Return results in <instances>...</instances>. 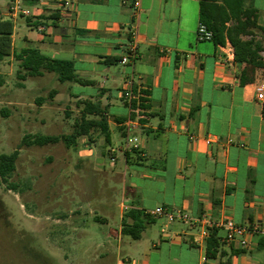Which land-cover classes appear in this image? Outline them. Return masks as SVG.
Instances as JSON below:
<instances>
[{
    "label": "crops",
    "instance_id": "crops-1",
    "mask_svg": "<svg viewBox=\"0 0 264 264\" xmlns=\"http://www.w3.org/2000/svg\"><path fill=\"white\" fill-rule=\"evenodd\" d=\"M133 1L24 0L30 17L0 15L27 20L31 32L25 36L16 35L14 24L17 49L32 47L50 58L71 60L89 83L70 82L78 89L72 92L71 85L64 93L66 101L79 102L81 117L82 102L95 104L98 112L86 113L87 119L107 125L83 136L82 142H96L80 146L79 154L97 160L110 156L123 179L115 222L120 230L108 225L109 236L121 242L115 248L117 264H264L263 232L250 237V249H242L223 242L224 231L218 229V253L210 259V232L201 234L203 228L210 231L207 224L189 227L147 214L164 207L211 222L231 217L264 231V102L256 92L264 83V68L247 83L246 64L235 60L229 41H198V0H141L139 57L133 67L121 65L134 22ZM247 5L257 12V28L243 39L261 45L264 59V0H247ZM131 73L134 87L148 93L141 114L132 113L125 97ZM50 95L56 100L62 92L53 89ZM128 134L137 139L138 149L125 147ZM117 139L121 146H113ZM103 140L100 154L95 147ZM130 210L143 213L139 239L121 231L124 222L134 223L125 218Z\"/></svg>",
    "mask_w": 264,
    "mask_h": 264
},
{
    "label": "rangeland",
    "instance_id": "rangeland-1",
    "mask_svg": "<svg viewBox=\"0 0 264 264\" xmlns=\"http://www.w3.org/2000/svg\"><path fill=\"white\" fill-rule=\"evenodd\" d=\"M8 3L0 0L1 14L9 11ZM14 24L16 35L31 32L25 18ZM15 45L0 62V155L19 151L9 178L17 191L0 182V264H117L115 248L121 242L109 236L108 225L120 230L115 222L123 179L110 156H80V146L91 147L96 140L82 142L81 137L75 148L64 142L27 145L29 135L73 133L81 109L64 93L78 85L60 83L54 73L30 76L14 55ZM53 89L62 92L57 101L50 95ZM120 142L114 140L113 146ZM95 149L101 154L104 140Z\"/></svg>",
    "mask_w": 264,
    "mask_h": 264
},
{
    "label": "trees",
    "instance_id": "trees-1",
    "mask_svg": "<svg viewBox=\"0 0 264 264\" xmlns=\"http://www.w3.org/2000/svg\"><path fill=\"white\" fill-rule=\"evenodd\" d=\"M200 2V19L205 23L214 34L213 41L224 45L227 41L234 47L235 60L246 64L243 71L245 82H252L255 77V71L258 68H264V59L260 55L262 46L253 40H245L244 36L252 34V30L257 28V12L247 5V0H198ZM13 33L14 22L11 18H4L0 15V62L13 53ZM14 55L20 66L30 76H42L45 72L56 74L61 83L71 82L87 85L88 81L81 79L76 74L75 64L71 60L53 59L39 50L26 47L14 51ZM54 94V93H53ZM147 91L141 90L138 86L134 87V95L131 105L132 113L138 114L145 110L144 105L147 102ZM53 97V95H51ZM83 112L80 121L75 123L73 133L69 135H34L27 136L24 141L27 145L45 146L48 144H57L64 142L68 148L76 147L78 140L87 136L94 128L101 126L106 130L107 125H102L101 121L87 119L86 113L94 114L98 112L97 106L91 102L84 101ZM100 112V111H99ZM19 157V151L11 154L0 155V182L9 183V178L16 170V163ZM10 190L17 191V185L9 183ZM143 213L130 210L126 214V219L131 218L134 223L124 222L122 234L131 236L133 239H139L144 228L140 218ZM218 229L210 230V237L207 240V254L211 259L216 258L219 248ZM264 240L260 241L263 244ZM264 248V247H262ZM210 264V263H205Z\"/></svg>",
    "mask_w": 264,
    "mask_h": 264
},
{
    "label": "built area",
    "instance_id": "built-area-1",
    "mask_svg": "<svg viewBox=\"0 0 264 264\" xmlns=\"http://www.w3.org/2000/svg\"><path fill=\"white\" fill-rule=\"evenodd\" d=\"M9 11L8 15L11 17L25 16L30 17L32 15L29 8L26 7L24 0H9ZM141 0H134L132 2V14L134 22L129 26V40L126 45L125 53L120 59V64L123 66L133 67L139 57V17L141 14ZM197 39L198 41H213L214 34L209 27L200 22L197 29ZM128 89L125 92V97L130 103H132L134 95V75L130 74V77L127 81ZM258 100L264 102V83L257 86L256 88ZM127 149H138L137 139L131 137L129 134L126 137L125 142ZM150 216H166L169 223L174 222L176 219L181 220L183 223L187 224L189 227H195L197 224L204 225L207 224L211 229H221L224 231L223 242L228 245L237 243L242 249H250L252 247V242L250 237L256 235L257 233L264 234V231H261L260 225L253 226H242L237 224L231 217H227L218 222H211L208 219H194L189 216L187 213L182 211H171L170 209L159 207L147 213ZM210 229V230H211ZM209 230L206 228L202 229L201 234L203 236H209Z\"/></svg>",
    "mask_w": 264,
    "mask_h": 264
}]
</instances>
